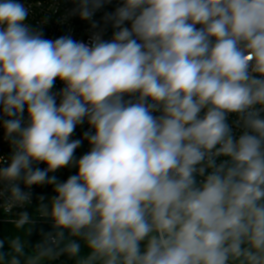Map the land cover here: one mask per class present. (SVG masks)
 <instances>
[{"label":"clouds","instance_id":"9594fccd","mask_svg":"<svg viewBox=\"0 0 264 264\" xmlns=\"http://www.w3.org/2000/svg\"><path fill=\"white\" fill-rule=\"evenodd\" d=\"M106 2L79 0L74 12L91 20ZM28 16L0 0L13 150L0 208L31 204L21 183L52 185L36 214L53 231L28 249L34 220L18 213L0 264H264V0H123L105 17L112 38L90 43L46 39ZM85 119L94 132L77 160L82 140L70 137ZM69 166L65 182L49 176Z\"/></svg>","mask_w":264,"mask_h":264},{"label":"built area","instance_id":"2783aa9c","mask_svg":"<svg viewBox=\"0 0 264 264\" xmlns=\"http://www.w3.org/2000/svg\"><path fill=\"white\" fill-rule=\"evenodd\" d=\"M20 3H24L29 7V16L27 23L36 31H42L44 38L55 40L64 35H70L74 40L82 41L84 43H90L94 34L100 33L102 39L110 40L117 29L112 26V21L106 20L107 14L114 13L116 8L122 6L123 0H109L104 6L95 11L91 20H82L78 12H74V9L78 8L79 0H18ZM93 23L97 27H93ZM125 26L130 27V22H125ZM199 27V26H198ZM64 87L63 82L57 80L55 87L52 89L53 93H58ZM59 96H57V104H59ZM127 99H134V97H125ZM160 113H154L159 115ZM6 117L2 114L0 109V157L3 161L0 162V167H6L10 163V157L12 154V147L8 139L5 138V130L3 128V120ZM235 119V116L229 118V122ZM25 122L27 121V113L24 115ZM86 131L94 132V129H90V126L85 119L83 124L76 127L74 133L70 137L71 140L81 139L83 147L88 152L90 150V144L83 138ZM34 168H40L41 170L47 167L46 164H34ZM55 175L59 182L64 181V175L61 170H57L55 173H49V176ZM22 191L31 192V204L23 207H16L11 214H5L3 209L0 208V216L6 221L11 222L16 218V215L23 211H28L32 208L39 195L44 190L45 185H33L31 188L25 187L23 183L20 184ZM54 187V186H53ZM4 185L0 184V189H3ZM55 195L54 191H51L49 198ZM48 198V199H49ZM3 203V199H0V204Z\"/></svg>","mask_w":264,"mask_h":264},{"label":"trees","instance_id":"16d2710c","mask_svg":"<svg viewBox=\"0 0 264 264\" xmlns=\"http://www.w3.org/2000/svg\"><path fill=\"white\" fill-rule=\"evenodd\" d=\"M79 140L81 139L79 138ZM86 153L87 151L83 147V143H81V146L75 150L74 157L75 159L78 160L82 155ZM59 170L63 171V175H64L63 182H65L69 176L75 175L77 173V168L74 166L65 167ZM52 190H53L52 185H45L44 190L39 195L35 205L29 209V213L30 215H32L34 223L31 225V233L25 237L28 249L34 248L36 244L40 243L43 239L44 234L53 231L52 222L48 218L36 214V209L38 205L41 203L40 197L43 196L44 200L42 202L46 203ZM17 234H18V230L15 229V226L11 222L6 221L3 217L0 216V240H3L5 242L4 249L0 251L7 252L8 240L13 238ZM81 247H82L81 254L86 255L87 249L83 246V244H81ZM46 264H75V258H69L67 255H61L55 260L46 261Z\"/></svg>","mask_w":264,"mask_h":264},{"label":"rangeland","instance_id":"374dc122","mask_svg":"<svg viewBox=\"0 0 264 264\" xmlns=\"http://www.w3.org/2000/svg\"><path fill=\"white\" fill-rule=\"evenodd\" d=\"M61 172H63V171L61 170ZM50 200H51V198H49V199L47 200L46 204H47Z\"/></svg>","mask_w":264,"mask_h":264}]
</instances>
